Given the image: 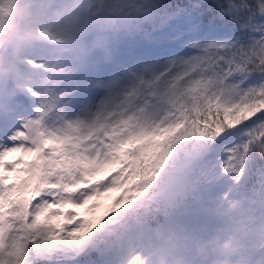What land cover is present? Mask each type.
I'll use <instances>...</instances> for the list:
<instances>
[{
  "label": "snow or ice",
  "instance_id": "obj_1",
  "mask_svg": "<svg viewBox=\"0 0 264 264\" xmlns=\"http://www.w3.org/2000/svg\"><path fill=\"white\" fill-rule=\"evenodd\" d=\"M93 4L104 52L49 62L85 15L16 60L38 86L0 114V264H149L161 219L212 237L199 264H264V0Z\"/></svg>",
  "mask_w": 264,
  "mask_h": 264
},
{
  "label": "clouds",
  "instance_id": "obj_2",
  "mask_svg": "<svg viewBox=\"0 0 264 264\" xmlns=\"http://www.w3.org/2000/svg\"><path fill=\"white\" fill-rule=\"evenodd\" d=\"M108 4L111 0H98ZM13 11L0 25V114L7 113L11 101L28 83L38 86L30 75L20 80L17 58L28 54L39 41L42 30L79 31L85 15L89 16L91 31L65 46L49 49V62L57 59L72 71L85 65L96 52H104L115 32L117 21L107 19L96 11L93 0H12ZM145 249L149 264H199L208 252L212 237L197 236L187 224L165 226L163 220L151 222L145 234Z\"/></svg>",
  "mask_w": 264,
  "mask_h": 264
},
{
  "label": "rangeland",
  "instance_id": "obj_3",
  "mask_svg": "<svg viewBox=\"0 0 264 264\" xmlns=\"http://www.w3.org/2000/svg\"><path fill=\"white\" fill-rule=\"evenodd\" d=\"M169 47L175 48L177 47V45H170ZM225 189H226V185L223 182H221L219 184L212 186L211 193L214 197H219L225 191ZM199 219L205 220V222H209L214 226L218 225L219 223L215 219H212V220H208L207 218H199Z\"/></svg>",
  "mask_w": 264,
  "mask_h": 264
}]
</instances>
